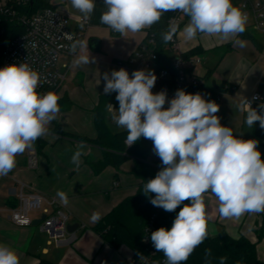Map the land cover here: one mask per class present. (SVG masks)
I'll return each mask as SVG.
<instances>
[{
	"label": "clouds",
	"instance_id": "1",
	"mask_svg": "<svg viewBox=\"0 0 264 264\" xmlns=\"http://www.w3.org/2000/svg\"><path fill=\"white\" fill-rule=\"evenodd\" d=\"M106 10L101 23L121 36L137 33L158 23L166 12H181L188 17L182 35L191 41L197 34L229 40L246 29L248 16L232 0H103ZM86 21L95 10V0H71ZM178 26L170 23L162 34L164 43L176 35ZM70 41L71 35H67ZM244 46V42H240ZM84 41H74L69 48L86 49ZM94 62L90 54L76 56L74 63ZM104 94L116 93L118 109L110 104L111 119L127 131L125 143L135 144L141 137L153 142V150L161 160V170L149 179L143 193L150 203L173 212L184 201L170 229L161 227L151 232L150 240L157 252L165 256V264H182L208 236L204 194L211 192L219 202V213L225 218H240L246 213L264 212V160L256 139L240 138L232 128L223 126L216 115L219 105L200 93L176 90L168 99L166 91L153 93L157 77L150 70L121 68L104 73ZM41 77L27 63L0 68V176L16 166L17 155L33 147L45 135L46 126L60 111V97L52 91L37 92ZM168 104L165 108L164 105ZM259 111L247 99L238 105L246 113V124L259 122L264 129V103ZM85 145L80 143L72 163L80 166ZM155 194L152 197L150 194ZM57 196L66 205L67 195ZM93 213V222L100 220ZM211 249L205 250V260ZM142 259V257H141ZM225 257L220 264H225ZM0 264H20L17 253L0 243Z\"/></svg>",
	"mask_w": 264,
	"mask_h": 264
},
{
	"label": "crops",
	"instance_id": "2",
	"mask_svg": "<svg viewBox=\"0 0 264 264\" xmlns=\"http://www.w3.org/2000/svg\"><path fill=\"white\" fill-rule=\"evenodd\" d=\"M50 1L61 14L71 19L72 30L79 31L77 19L83 18V15L73 8L71 0ZM95 5L82 39L88 44L87 48H78L76 51V56L90 54L94 62L77 65L74 63L76 56L72 55H63L59 61L60 68H66L68 74L57 95L60 98L68 97L72 107L68 110L60 108L56 118L50 122L53 127L48 128L45 135L39 138L45 142L40 153L33 144L32 148L17 155L16 166L7 175L0 176V243L17 253L20 264H39L41 258L57 264H126L131 256V250L126 247L116 250L106 244L92 229L97 221L91 220L93 213H99L103 218L124 199L136 193L140 180L131 174L133 166L128 167L129 171L126 170L131 161L122 166L118 177L116 170L111 167L95 175L85 160L99 161L103 151L83 142L85 147L80 149L83 155L77 168L72 163V156L82 141L64 137L56 131L58 128L90 139L97 137L94 109L105 95L104 73L110 74L113 70L121 69L119 63L130 59L149 33L150 27L121 36L101 23V14L106 10L103 0H95ZM187 23L188 17L185 16L177 33L178 53L183 55L201 49L199 57L202 65L196 72L200 77L212 72L211 85H206L208 89L214 88L218 92L219 111L216 115L221 124L232 128L234 134L242 133L240 138L258 140V150L263 157L264 129L259 127L258 121L248 127L245 122L246 113L239 111L238 105L255 93L264 94V37L248 21L245 31L229 40L198 33L195 39L187 41L182 35ZM241 41L244 46H241ZM213 82H216L218 88ZM110 105L117 108L115 102ZM258 106L253 108L259 111ZM108 112L110 114L109 108ZM31 150L38 153L36 169H31L28 164V152ZM109 174L115 176L113 182L109 180ZM120 174L124 178L122 184L116 180L121 178ZM116 181L119 186L112 190L111 185ZM23 185L48 202H57L50 209L65 213L69 217V225L77 227L75 233L78 240L74 244L58 245L41 232L40 223L44 218L41 211L31 214L33 223L28 227L16 226L11 221V211L18 206V194ZM61 191L67 195L66 205L57 196ZM204 202L208 236L214 237L225 231L234 238L247 237L257 243L258 256L264 261V212L246 213L238 219L225 218L220 215L219 202L210 191L204 194Z\"/></svg>",
	"mask_w": 264,
	"mask_h": 264
},
{
	"label": "built area",
	"instance_id": "3",
	"mask_svg": "<svg viewBox=\"0 0 264 264\" xmlns=\"http://www.w3.org/2000/svg\"><path fill=\"white\" fill-rule=\"evenodd\" d=\"M46 1L49 3L48 6L30 15L23 9L34 4L35 0H0V18L26 29L25 33L16 36L6 45L2 53L0 68L11 64H29L40 74L41 80L37 87V92L40 94L49 91L57 93L62 89L68 73L66 68H60L59 61L63 55L76 56V53L73 54L69 51L70 45L74 41H82L90 23L89 20L85 21L83 18L77 19L80 28L75 32L71 28V19L54 8L50 0ZM232 3L241 8L248 16V21H251L253 29L264 37V0H232ZM184 18L185 16L177 11L168 24L174 23L179 29ZM177 33L172 40V49L175 54L172 62L173 77H171L168 68L161 67L157 63V55L146 46L140 48L130 59L120 62L119 66L126 69L130 77L134 70L154 72L157 80L152 89L153 93L163 90L169 94L171 86L174 84L177 89H193L195 93H200L206 99L208 96L206 88L208 87L207 85H205L206 88L202 87L204 82L196 72L197 68L201 67L202 60L199 56L185 59L182 54L178 53ZM67 35H71L73 39L70 41L67 39ZM225 89L228 90L229 87L226 86ZM247 100L251 102L253 108L257 104L264 103V94L255 93ZM110 114L112 115L111 112ZM113 123L115 124V122ZM132 146L127 147L126 144L127 149ZM153 153L154 151L151 152V154ZM155 161L161 163L159 157ZM151 162L157 165L154 160ZM28 164L31 169L37 168L38 153L36 150L28 152ZM114 185L119 186L117 182ZM28 190L29 188L25 185L21 187L18 194V206L11 211V221L16 226L28 227L33 223L31 214L41 211L44 215V219L40 223L41 232L46 233L58 245L74 244L78 240V236L75 232L68 231V215L60 210L52 211L50 209L57 202H48L44 197ZM153 231H155L154 226L150 223L143 238L144 244L150 248L148 252L136 257L131 251V256L127 259L126 264H165V258L158 256L150 240Z\"/></svg>",
	"mask_w": 264,
	"mask_h": 264
},
{
	"label": "trees",
	"instance_id": "4",
	"mask_svg": "<svg viewBox=\"0 0 264 264\" xmlns=\"http://www.w3.org/2000/svg\"><path fill=\"white\" fill-rule=\"evenodd\" d=\"M46 0H35L34 4H30L23 11L27 14L37 13L39 10L48 6ZM175 12H166L161 20L152 25L149 29L148 36L144 40L143 46H146L157 55V63L161 67L169 69L171 77L174 76L172 70V62L175 54L172 49L173 42L164 43L162 34L169 28V20L174 16ZM182 25H180L179 29ZM178 29V31H179ZM25 27L10 23L3 18H0V65L2 53L6 45L16 36L25 33ZM177 31V32H178ZM201 49H194L186 54H183L185 59H190L194 56H199ZM212 78V72L209 71L201 80L204 82L203 88ZM208 96L206 100L218 103V92L216 89H208ZM177 87L172 84L169 94L174 96ZM186 92L195 94L193 89H187ZM57 94V93H56ZM116 93L103 95L100 98L99 104L94 109V124L97 130V137L90 139L85 136H78L72 133L63 132L60 129L56 131L64 137L73 140L82 141L100 148L103 151V157L99 161L90 159L85 160V164L90 167L95 175L101 174L104 170L111 167L118 173L124 164L133 161L134 165L131 170L140 184L134 195L124 199L111 212L101 218L92 229L102 237L103 241L113 249H120L126 247L131 250L136 257L145 254L150 249L143 242L146 235V229L153 224L154 229L161 227L170 229L176 215L183 207V204H188L189 201H184L173 212H166L162 208L155 207L150 203V198L143 193V187L149 179L155 178L157 172L161 170V163L155 161L157 165L152 164L148 160L153 151V142L151 140L141 137L130 149L126 147L127 131L122 129L114 131L111 128V114L108 112V105L112 102L117 103L115 99ZM58 104L61 109L68 110L72 107V102L68 97L60 98ZM67 104V106H66ZM168 107V104L166 108ZM38 153L42 151L45 142L37 139L34 142ZM264 160V156H261ZM154 197V193L150 194ZM211 249V256L205 260V250ZM159 257L165 258L162 252H157ZM225 257V264H264L258 256L257 243L247 237L234 238L225 231L220 232L217 236L207 238L195 248L189 258L182 262V264H220V258ZM166 259V258H165ZM39 264H57L45 258H41Z\"/></svg>",
	"mask_w": 264,
	"mask_h": 264
},
{
	"label": "rangeland",
	"instance_id": "5",
	"mask_svg": "<svg viewBox=\"0 0 264 264\" xmlns=\"http://www.w3.org/2000/svg\"><path fill=\"white\" fill-rule=\"evenodd\" d=\"M210 81H208L207 82V84H208V87L211 85V83H209ZM167 97H168V99H171L172 98V95L171 94H167ZM166 106H167V102H166V104L164 105V107L166 108ZM64 119V118H63ZM63 121V120H62ZM66 123V121H63V123ZM68 122V121H67ZM50 127H53L51 124H48L47 126H46V128L48 129V128H50ZM111 128L114 130V131H120V130H122V128H120V127H118L116 124H114V123H111ZM154 151V150H153ZM158 158V156L155 154V152L153 153V154H151L150 156H149V158H148V160L149 161H153V160H156ZM133 161H131V163H129L127 166H126V170H128V169H130V168H128L129 166H131V168H132V166H133ZM129 171V170H128ZM107 176H109V180L111 181V182H113L114 180H115V176H113V174H109V175H107ZM123 175L122 174H120V177L121 178H118V179H116L119 183H121L122 184V180H124V178L122 177ZM116 181V182H117ZM111 189L113 190V189H116V186L112 183V185H111Z\"/></svg>",
	"mask_w": 264,
	"mask_h": 264
},
{
	"label": "water",
	"instance_id": "6",
	"mask_svg": "<svg viewBox=\"0 0 264 264\" xmlns=\"http://www.w3.org/2000/svg\"><path fill=\"white\" fill-rule=\"evenodd\" d=\"M213 85H215V87L216 88H218V86L216 85V82H213ZM44 219V218H43ZM38 222H40V221H38ZM77 227L76 226H71V225H69V227H68V231L69 232H75L77 229H76Z\"/></svg>",
	"mask_w": 264,
	"mask_h": 264
}]
</instances>
